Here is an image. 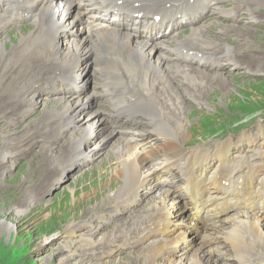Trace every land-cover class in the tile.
Segmentation results:
<instances>
[{
  "label": "bare ground",
  "instance_id": "6f19581e",
  "mask_svg": "<svg viewBox=\"0 0 264 264\" xmlns=\"http://www.w3.org/2000/svg\"><path fill=\"white\" fill-rule=\"evenodd\" d=\"M217 1L222 2V0L192 2L0 0V34L4 33L8 26L18 24L22 20L29 19L32 23V27L22 35L19 43L17 42L19 35L16 40L13 38V47L8 52L6 50L3 52L5 55L0 60V122L4 121L11 127L18 122L21 124L27 114L39 106L47 117L37 120L41 123L38 129L32 123H27L20 135H12L6 139L7 128L0 133L4 135V139L0 140V175L6 174V164L9 162L14 164L16 158L30 152L32 146L59 145L64 140L63 135L71 131L77 123V127L83 128L82 132L67 136V141L73 145L63 143L67 144V147L64 148L62 145L58 153L53 147L48 151L43 150L48 168L54 167L58 162L61 163V150L65 157L61 165L65 169L88 163L85 154L93 140L105 130L109 132L102 138L103 140L118 136L116 143L118 150L115 154L117 166L113 169L112 175L122 181L118 187L127 188L121 194H118L116 189L114 195L105 196L102 199L103 204L89 212L86 219L77 223L75 220L73 221L75 224L72 225L70 222L65 227L63 235L73 239L74 243L83 242L88 248L93 247L92 244H98L99 246L94 247L96 250L115 251L123 248L122 242H129L124 237L131 233L130 236L136 238L132 244L139 239L140 242L144 240L148 242L135 256L133 255L135 261L129 264H183V255L178 256L177 251L189 228H186L187 230L181 228L177 210L188 209L191 216L188 225L197 228L195 233L203 234L196 251L194 250L196 252L194 264H227L217 259L218 252H213L214 248L219 250L220 244L213 242L222 239V236L227 245L225 252L230 249L235 254L229 256L233 258L234 263L264 264V149L258 150V157L254 160H247L243 156L237 158L231 156L232 149L236 147L241 151L255 149L253 133L258 136L259 141H263L264 126L258 124L251 134H245L238 139L228 138L229 140L223 143L207 148L195 150L183 147L184 154H180L177 148L180 146L179 140H184L183 136L188 135L182 116L185 114L189 96L182 85L183 81L188 87L193 86L192 96L199 102L200 97L205 96L203 93L207 92L205 89L203 92L202 87L208 77L211 79L207 82L208 85L213 82L228 84L224 76L209 74L211 70H206L204 66L194 65L193 70L179 66L182 61L208 62L205 56L211 54L209 50L212 49L210 47L212 45L204 42L206 37L201 31L202 27H197L196 23L200 22L202 16L209 12L212 6L218 4ZM256 7L249 5L244 7L246 14L251 15L256 11L251 8ZM70 15L73 17L72 20ZM228 15L231 17L232 12ZM73 20L79 25L83 38L79 36L78 31L76 34L71 33L72 28L70 31L66 30ZM185 26L194 28L190 29L187 38L180 43L178 41L176 44L173 43L175 40L172 35ZM194 42L202 49L193 48ZM168 50L175 54V58L168 56ZM184 50L187 53H200L202 58L197 59L192 54L184 56L181 53ZM212 55L210 56L213 57ZM88 59L93 72L91 80L97 77L101 83L99 89L93 91V96L89 92V96L86 97L84 92L89 81L87 79L89 71L86 74L85 69ZM215 59L216 66L209 65V69L219 68L221 62L218 61L221 57ZM98 61H102L99 67L96 64ZM260 62L257 64L258 69L260 66L264 67V62ZM181 68L187 70L179 73ZM186 75L187 79H183ZM178 77L182 78L181 85L177 81ZM80 82L86 85L85 91ZM12 95L14 96L7 100V96L10 98ZM50 95L55 98L52 100L57 101L48 104L41 102ZM76 96L79 98L76 99ZM99 97L107 98L112 103L110 112L103 105H95V100ZM3 98H6L5 102L1 101ZM88 99L96 109L92 114H84L81 118L79 113L81 111L84 113L91 107L90 103L83 105ZM108 114L115 119L122 117L119 122L126 120L125 125L109 122L104 117ZM169 116L170 121L167 119ZM94 119H100L96 128H92ZM141 119L149 122L150 131L144 129ZM91 120L93 122L89 124ZM89 125L91 128L87 131ZM52 129L58 132L54 133L56 137L51 136ZM93 131H96V134L91 139ZM122 134H127V137H120ZM261 145L264 146V142ZM66 148L69 152L67 155ZM71 153L72 156L69 157ZM80 155H84L82 160L76 158ZM151 156L154 161L159 157L161 162L149 166L147 160L152 161ZM54 173L52 174L51 170L41 172L42 178L33 183L32 189L27 192L31 197L26 198L25 194L18 204H13L16 215L22 216L32 209L34 205L21 208L32 200V194L34 200L38 202L42 191L47 189L49 179L59 174ZM163 175H169L172 179L180 177L185 185L184 192L172 191L167 185L170 182H165ZM161 181H164V184ZM226 181L229 182L228 187L223 184ZM160 187L165 188L155 196V202L131 216L132 211L129 208L141 200V194ZM184 197L187 209L184 204L181 205ZM100 208L102 210L98 211ZM104 208L109 210L107 214L109 216H124L125 222L121 228L113 231V236L108 234L109 236L96 240L97 233L94 228L102 223L100 214ZM66 209L72 211L71 203L56 211L61 215H67ZM40 210H34V214ZM231 210H234L230 212L231 214L227 213ZM56 211L51 210L50 215ZM200 218L205 221L204 225L195 223ZM29 219L27 214L19 223ZM91 219L95 226L88 222ZM85 230L89 235L87 239H82L81 235ZM191 230L193 229L189 231ZM171 248L174 249L173 252ZM182 252L187 250L179 253ZM77 257L76 251L74 255L71 254L65 259L75 264H92ZM106 264L125 263L115 260Z\"/></svg>",
  "mask_w": 264,
  "mask_h": 264
},
{
  "label": "rangeland",
  "instance_id": "374dc122",
  "mask_svg": "<svg viewBox=\"0 0 264 264\" xmlns=\"http://www.w3.org/2000/svg\"><path fill=\"white\" fill-rule=\"evenodd\" d=\"M240 1H217L218 4L212 6L209 12H206L205 15L202 16L200 22L196 23L197 27H202L201 31L206 37L205 40H207L204 42L208 45H212L210 46L212 49L216 47L218 51L219 48L223 50L222 52L219 51V58L221 57L222 59L220 60L223 61L219 64V68L212 70L208 68L206 70H211L209 74H216L221 77L224 76L228 84H222L220 82L215 84L216 82H213L208 85L207 82L211 80L210 77H208L209 80H205V84L202 87L203 92L204 89L207 92L203 93L205 96L200 97L199 102L192 96L193 86L189 85L190 87H188L187 83L183 81L184 86H186L184 89L187 91L189 96L187 98L188 104L185 114L182 116L183 122H185L184 128H187L188 135L183 136L185 137L184 140H179L181 142L179 143L180 146H177V148H179L180 154H184L185 148L197 149L202 146L207 148L217 142L223 141V139H238L245 134H251L252 130L256 129L258 124L264 126V67L260 66V69H258L257 65L259 61H261L260 63H262V61L264 62V60H262L264 58V28L255 29L254 27L256 26L250 27L251 19L264 15V0ZM246 5L259 7L251 8V10L256 11L252 12L250 15L246 14V8H244L247 7ZM240 6L243 7L244 11ZM229 12H232L234 17H230L228 15ZM71 17L72 15H70V18ZM72 19L73 17L71 20ZM259 24L261 23L259 22ZM31 27L32 23L29 22V19L26 21L22 20L18 24L8 26L7 30L0 34V60H2L5 55H3V52L5 50L8 52L13 47V38L15 39L19 35L17 39V42L19 43L22 35H24ZM70 28H72L71 33L76 34V31H78L80 34L79 36L83 38L82 32L79 31V25L74 20L72 21L71 26L66 30L70 31ZM192 28L194 27L187 26L179 28L172 35L175 40L173 43L176 44L177 41L180 43V41L184 40L185 37L187 38L189 36V31ZM174 36H176V38ZM175 44L172 46V50H174ZM214 51L216 52V50ZM182 53L186 55V51H183ZM167 54L170 57L175 55L169 50ZM210 55L205 56L208 62H211L212 60ZM230 56L236 59L237 66H241V69L230 71V68L227 65L228 62L224 59V57ZM88 57L90 58V54ZM153 62L155 63V59H153ZM89 63L88 59L85 72L87 74L89 71V77L87 79H89L90 82L87 81V89L86 85L80 82L83 91L86 89L84 92V96L86 97L89 96V92L90 95L93 96V91L96 92L99 89V84L101 83L100 81L98 82L97 77L91 80V74L93 72L92 67H89ZM101 63L102 61H98L96 64L99 67ZM174 64L178 65V63ZM179 66H185L188 69L190 68L189 70H193L192 68L195 67L187 63L184 64L183 62H180ZM186 68H181L179 73L184 72ZM243 69H246L247 74L243 73ZM256 69L258 70L256 71ZM187 77L188 76L186 75L183 79H187ZM177 81L179 84L180 82L182 83V78L178 77ZM13 96L14 95L10 96V98L7 96V100L11 99ZM52 98L54 97L50 95L41 102H47L48 104L49 102L51 103L52 101H57L52 100ZM78 98L79 97L76 96V99ZM5 99L6 98H3L1 101L5 102ZM95 101L96 106L103 105V107L110 112L112 104L107 98L101 99L99 97ZM87 103H90L91 107L86 112L82 113L81 111L79 113L81 118L84 117V114H92L96 109L95 105L93 107V104L89 101V99L83 103V105ZM181 111L179 112L181 113ZM44 113L45 112L40 106L35 107L31 113L27 114L23 123L19 124L18 122L13 127L7 126L4 121H1L0 133L7 128L6 139L12 135H20L27 123H32L36 126V129H38L41 127V123H38L37 120H40V118L44 119L46 117ZM171 116L167 118L169 121ZM104 117L109 122H115L120 126L125 125L124 122L126 120H124V122H119L121 120L117 121L115 118H112L113 120L109 119V117L111 118L110 114ZM99 120L100 119H94V125H92V128H96L97 121ZM140 121L143 123L144 129L150 131V126L147 121L145 119H141ZM92 122L93 120H91L89 124ZM77 125L71 131L64 134L66 137L63 135L64 140L59 145H34L32 146L33 149L30 152H25L18 156L14 164L11 162H9L10 165L6 164V174L3 176L0 175V264H20V260L22 261L21 264H75L73 261L65 258L71 254L74 255L76 251L78 256L77 258L83 259L84 262L90 261L92 264H106L115 260L120 263L129 264L135 261L133 255L135 256L147 244L148 241L144 240L140 242V239L132 244L136 241V238L133 239L132 236H130L131 233H128V235L124 238H126L129 242H122V249H115V251L104 249L96 250L94 247L99 246L98 244H92L93 247L88 248L85 243H78V241L77 243H74L73 239H68L63 235L65 227L70 222L73 225L80 220L86 219V215L89 214V212H91L94 208L97 209L99 205L103 204L104 200L102 199L105 196H113L116 189H118V194H121L127 188L118 187L122 181L112 175L113 169L117 166L115 154L118 150V146L116 145L118 136H112L109 139L103 140L102 138H104V136L109 132L108 130H105L104 133L100 134L99 137L93 140L91 145H89L85 154L87 155V160H89L88 163L77 164L75 165L77 167L65 169L63 168L64 166L61 165L65 159L61 150V163L58 162V164H55L52 168L47 167L46 161L43 157L45 151L43 150L48 151L50 147H53V150L57 149L55 152L58 153V150L60 148L62 149V145L64 148L67 147V144L63 143L72 144L67 141V136L82 132L83 128L80 129ZM89 128H91V126H87V131ZM51 131L52 133H50ZM51 131H48V133L54 137V133L57 131H54L53 129ZM95 134L96 131H93L90 138L92 139ZM3 136L4 135L0 134V140L4 139ZM120 137H127V134H122ZM252 139L255 140V149H250L247 156L244 154L240 155L247 160L248 158L258 156V151L256 149H264V146L258 144L259 139L255 133H253ZM237 151H241V149H237ZM244 151L245 150H242V152ZM67 152L68 150L66 148V155L69 153ZM71 156L72 153L69 157ZM83 156L84 155H80V157L76 158L82 160ZM237 156L238 155H235V157ZM62 157L64 158L62 159ZM150 158L152 161L149 159L147 160L149 166L150 164L153 166L161 162L159 157L156 161L153 160V156ZM60 165L62 168H60ZM56 169L57 171H55ZM44 170H51L52 174L53 172H59V174L51 180L49 179L47 189L46 191H42L40 195L41 198L38 202L34 200V195L32 194V200H30L26 206L21 208L24 209L29 207V205H34L29 212H26L22 216L16 215L13 211V206L18 204V201L21 200L25 194L26 198L31 197V194L27 192L30 191L29 189H32L31 187L33 186V183L42 178L41 172ZM162 178L165 182L173 180L169 175H163ZM179 181V179H176L173 181L172 185H169L172 188V191L184 192L183 184L181 183L182 180L181 182ZM164 188L165 187H160L143 192L141 194V200L139 199L129 208V210L132 211L131 216L143 211L142 208L145 206L153 204L155 202V196L159 195L158 193H160ZM76 202L78 203L75 204ZM67 203H71L72 211L66 209L65 211L68 213L67 215L59 214L56 210L66 206ZM25 204L26 202H24V205ZM185 204L187 205V201L184 197V201L181 205L187 209L188 207ZM3 205L5 207H3ZM38 209H41L40 212L34 214V210L36 211ZM51 210L56 212H54L53 215H50ZM101 210L102 208L98 209V211ZM177 211L181 228L183 230H187L186 228H189L186 232V236L180 241L181 244L177 251V255H183V264H194V260L196 258V247L201 241L203 234L195 233V231L197 232V228H193V226L188 225V221L191 219L190 214H188V209L187 211ZM108 212L109 210L104 208L103 212L100 214L102 223H99L96 228L93 227L94 231L97 233L95 238L96 240H100L103 236L107 237L109 236L108 234L113 236V231L117 228H121L122 224L125 222L124 216H109L107 215ZM55 213L58 214L55 215ZM27 214L30 217L29 221H22L19 223V221ZM75 220L77 221L73 223ZM92 221L93 219L88 220V222H91V224L94 225ZM192 221L194 222V219ZM203 222L205 221L200 218L195 223L197 225H204ZM190 229L193 230L189 231ZM88 233L89 232L86 230L84 234L82 232L81 238L87 239L89 235ZM25 234L28 236H24ZM213 238L215 237L213 236ZM213 243H220L219 250L217 251L215 248L213 250V252H218L217 254L219 257L217 256V259H221V262L227 264H236L233 262V258L229 257L234 253L230 249L225 252L227 245L225 244L223 236L222 239L215 240ZM182 250H187V252L179 253ZM171 251L173 252L174 249L171 248Z\"/></svg>",
  "mask_w": 264,
  "mask_h": 264
}]
</instances>
